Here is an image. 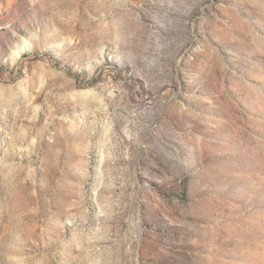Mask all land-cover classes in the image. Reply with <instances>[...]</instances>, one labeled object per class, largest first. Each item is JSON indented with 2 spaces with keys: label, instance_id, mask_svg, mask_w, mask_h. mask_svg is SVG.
<instances>
[{
  "label": "rangeland",
  "instance_id": "rangeland-1",
  "mask_svg": "<svg viewBox=\"0 0 264 264\" xmlns=\"http://www.w3.org/2000/svg\"><path fill=\"white\" fill-rule=\"evenodd\" d=\"M0 264H264V0H0Z\"/></svg>",
  "mask_w": 264,
  "mask_h": 264
},
{
  "label": "bare ground",
  "instance_id": "bare-ground-1",
  "mask_svg": "<svg viewBox=\"0 0 264 264\" xmlns=\"http://www.w3.org/2000/svg\"><path fill=\"white\" fill-rule=\"evenodd\" d=\"M18 52H19V51H16V54H19Z\"/></svg>",
  "mask_w": 264,
  "mask_h": 264
}]
</instances>
